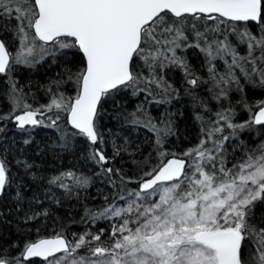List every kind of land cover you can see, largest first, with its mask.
Instances as JSON below:
<instances>
[{"label":"snow or ice","instance_id":"1","mask_svg":"<svg viewBox=\"0 0 264 264\" xmlns=\"http://www.w3.org/2000/svg\"><path fill=\"white\" fill-rule=\"evenodd\" d=\"M0 102V264H264V0H0Z\"/></svg>","mask_w":264,"mask_h":264},{"label":"trees","instance_id":"2","mask_svg":"<svg viewBox=\"0 0 264 264\" xmlns=\"http://www.w3.org/2000/svg\"><path fill=\"white\" fill-rule=\"evenodd\" d=\"M2 106H3V103L0 102V107H2ZM9 128H10L9 135H11V131H15V130H14V129H11V125H9ZM46 131H48L49 133L51 132V130H46ZM41 135H43V133H41ZM38 138H39V137H38ZM64 162L67 163V160H65ZM100 187H103V186L100 185ZM90 191H91L92 196H96V189H95V188L90 189ZM90 203L98 204V203H101V200H100V198H97V199L94 200V201H90ZM61 211H63V210H61ZM77 211H80V210L77 209ZM72 230H73V231H76L77 228H76V227H73Z\"/></svg>","mask_w":264,"mask_h":264},{"label":"water","instance_id":"3","mask_svg":"<svg viewBox=\"0 0 264 264\" xmlns=\"http://www.w3.org/2000/svg\"><path fill=\"white\" fill-rule=\"evenodd\" d=\"M38 259V258H37Z\"/></svg>","mask_w":264,"mask_h":264}]
</instances>
